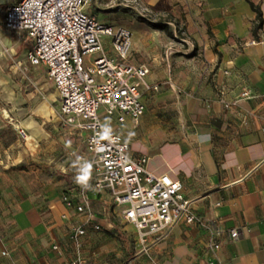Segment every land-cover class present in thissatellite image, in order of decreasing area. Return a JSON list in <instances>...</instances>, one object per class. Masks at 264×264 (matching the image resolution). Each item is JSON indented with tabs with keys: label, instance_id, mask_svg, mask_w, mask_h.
Here are the masks:
<instances>
[{
	"label": "crops",
	"instance_id": "0c3cea01",
	"mask_svg": "<svg viewBox=\"0 0 264 264\" xmlns=\"http://www.w3.org/2000/svg\"><path fill=\"white\" fill-rule=\"evenodd\" d=\"M252 2L263 20L258 39L257 14L246 0H203L199 27L212 39L183 40L187 47L166 51L168 41L158 39L146 53L147 43L132 40L128 62L146 66V83L159 89L145 92L147 110L137 123L127 119L115 129L150 170L180 179L196 221L180 220L166 240L141 249L111 194L93 180L89 190L74 182L76 161L63 160L45 122L6 110L0 264H264V0ZM244 90L252 97L241 98ZM75 227L85 230L78 243L70 239Z\"/></svg>",
	"mask_w": 264,
	"mask_h": 264
},
{
	"label": "built area",
	"instance_id": "2783aa9c",
	"mask_svg": "<svg viewBox=\"0 0 264 264\" xmlns=\"http://www.w3.org/2000/svg\"><path fill=\"white\" fill-rule=\"evenodd\" d=\"M91 2L10 0L4 23L8 30L23 33L31 41L27 58L31 65L47 72L65 123L88 134L94 188L111 194L125 221L135 227L141 249L148 250L166 240L180 220L193 223L196 216L184 197L180 179L150 170L148 159L133 156L129 141L122 135L113 132L111 140L100 137L105 120L122 124L131 119L137 123L147 110L145 92L158 91L159 87L146 83V66L128 62L130 30L107 26L95 14L87 13ZM105 38L112 51L105 49ZM251 97L249 90L242 91L241 98ZM225 107L230 104L225 103ZM19 134L27 136L23 129ZM87 203L85 199L77 211L84 212ZM83 235L85 230L75 227L70 239L78 243ZM230 236L238 239L239 233L233 230Z\"/></svg>",
	"mask_w": 264,
	"mask_h": 264
},
{
	"label": "rangeland",
	"instance_id": "374dc122",
	"mask_svg": "<svg viewBox=\"0 0 264 264\" xmlns=\"http://www.w3.org/2000/svg\"><path fill=\"white\" fill-rule=\"evenodd\" d=\"M202 4L203 0H92L86 11L95 14L107 26L130 30L132 40L142 39L143 45L147 43L146 53L155 43H160L158 39L168 41L163 48L165 51L170 47H187L183 40L205 39V35L212 39L211 33L205 34L199 27L197 10ZM5 11L6 6L0 4V116L7 115V110L14 117H32L45 122L47 133L56 138L58 148H62L63 160L70 157L76 161L77 157H81L92 163L93 155L86 148L85 133L65 123L56 90L47 72L42 67L31 65L27 58L31 41L25 34L5 27ZM152 25H168L169 29ZM103 44L107 51L113 50L109 39L105 38ZM44 107L50 114L43 113L41 109ZM117 125L123 124L112 123L111 127L119 133L115 129ZM29 140H21L24 147H28ZM71 152H75L73 156H70ZM48 163H51L49 159Z\"/></svg>",
	"mask_w": 264,
	"mask_h": 264
},
{
	"label": "clouds",
	"instance_id": "9594fccd",
	"mask_svg": "<svg viewBox=\"0 0 264 264\" xmlns=\"http://www.w3.org/2000/svg\"><path fill=\"white\" fill-rule=\"evenodd\" d=\"M100 127L102 130L100 133L101 139H113V129L110 122H105ZM73 166L76 168L74 182L84 190L91 189L92 185L90 181L92 178V163L90 161L83 160L81 157H77Z\"/></svg>",
	"mask_w": 264,
	"mask_h": 264
},
{
	"label": "trees",
	"instance_id": "16d2710c",
	"mask_svg": "<svg viewBox=\"0 0 264 264\" xmlns=\"http://www.w3.org/2000/svg\"><path fill=\"white\" fill-rule=\"evenodd\" d=\"M246 1L250 4L252 10L254 12H256V14H257V16H256V22L254 23V26L252 28V33H253L254 37L256 39H258L259 38L258 37V32H259V30L262 29V23H263L262 16H261V10H260V8L258 6H256L252 2V0H246ZM152 26L155 27V28H159V29H166V30L169 29L168 25H165V26H162V27L156 26V25H152Z\"/></svg>",
	"mask_w": 264,
	"mask_h": 264
},
{
	"label": "bare ground",
	"instance_id": "6f19581e",
	"mask_svg": "<svg viewBox=\"0 0 264 264\" xmlns=\"http://www.w3.org/2000/svg\"><path fill=\"white\" fill-rule=\"evenodd\" d=\"M3 1V0H2ZM41 110H43V113L46 115H48V114H50V113H48V110H47V107H44V108H42Z\"/></svg>",
	"mask_w": 264,
	"mask_h": 264
}]
</instances>
